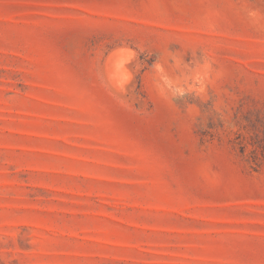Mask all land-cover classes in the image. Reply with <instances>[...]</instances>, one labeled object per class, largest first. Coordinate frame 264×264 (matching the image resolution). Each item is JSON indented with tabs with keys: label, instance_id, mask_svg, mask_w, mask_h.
Returning a JSON list of instances; mask_svg holds the SVG:
<instances>
[{
	"label": "rangeland",
	"instance_id": "rangeland-1",
	"mask_svg": "<svg viewBox=\"0 0 264 264\" xmlns=\"http://www.w3.org/2000/svg\"><path fill=\"white\" fill-rule=\"evenodd\" d=\"M0 264H264V0H0Z\"/></svg>",
	"mask_w": 264,
	"mask_h": 264
}]
</instances>
